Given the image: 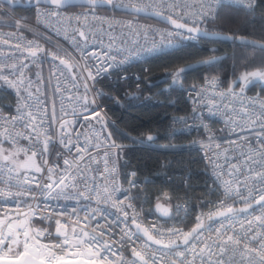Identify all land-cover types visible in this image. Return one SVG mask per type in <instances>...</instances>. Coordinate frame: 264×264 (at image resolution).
Wrapping results in <instances>:
<instances>
[{
    "label": "snow or ice",
    "instance_id": "snow-or-ice-1",
    "mask_svg": "<svg viewBox=\"0 0 264 264\" xmlns=\"http://www.w3.org/2000/svg\"><path fill=\"white\" fill-rule=\"evenodd\" d=\"M20 2L21 0H4L3 7L14 11L15 6ZM29 2L31 3V0ZM230 2L239 5L245 14H253L255 8L259 6L258 0H230ZM67 3L68 0H34L32 7L36 10L38 23L43 20L49 32L55 29L57 36L62 35L63 40L81 54L83 67L71 64V56L67 48L58 47L55 51H50L36 41L29 40L24 43L23 36L14 40L11 39V36L3 39L4 43L15 45V52L9 58L12 61L10 65H0V81L15 91L17 104L15 114L5 116L0 110V128L3 129L0 131V161H2L0 163V199L16 197L17 209L15 216L5 212L3 218H0V264H168V260H171V264H196L197 260L200 261V264H264V101L260 102V114L253 121L260 124L261 130L258 133L257 141L259 148H252L249 145L250 152L248 154H244L242 151L241 159L244 160V166L232 163L227 155L223 165L219 163V159H209V164L213 165V174L218 181H221L220 187L223 188V199L215 206L219 210L208 214L209 220L216 218L215 222L218 226L215 228L211 224L205 226L202 216H197L196 226L190 232L184 233L178 229H172L169 230L167 238L162 232L157 238L151 229L142 226L143 221L136 212L130 197H125L128 204L124 207L123 200H115L114 194L118 189L105 188L104 191L108 194L102 195L97 187L95 177L90 181L85 174L86 171H91L88 167L90 161L99 162L100 149H103L105 170H107L110 153L119 148L115 143H108L112 138L111 133L107 136L104 135L107 131L106 117L98 106L91 107L89 104L90 85L87 81H95L108 68L127 63L133 57L139 59L144 54L178 48L176 37L195 40L199 36H216V32L202 27V25L215 23L219 10L214 5H221V0H81V6L86 7L88 11L75 17L77 21L75 26L71 23L72 18H69L68 26L64 27L60 9ZM105 6L119 9L129 16L143 14L154 17L172 27L167 31H161L139 25L131 20L110 19L107 21L108 31L104 32L101 29V34L98 36L92 30L93 26H88L86 29L85 26L80 25L81 17L85 21L89 15L95 18L96 10ZM0 15L3 13L0 12ZM25 24L26 20L23 18L16 21L18 33L23 31L21 25ZM115 26L120 28L118 34ZM69 28L71 31L68 30ZM104 35H107L109 39L108 51L102 52L101 56L94 52L90 54V48L96 44L98 39L103 44ZM156 36H159V41L155 39ZM141 38L143 43H141ZM221 39L231 40L233 43L239 41L245 47H251L264 54V34L258 39L246 40L233 32ZM149 40L151 41L150 45ZM7 50L13 51L12 48ZM113 52L120 54L121 58L118 62L117 56L113 55ZM125 52L127 55L124 54ZM89 55L91 60L97 61L96 64L90 63ZM57 60H59V64L56 63ZM49 61L51 62L50 73L57 77V84L52 92L53 113L51 119L48 116L47 93L41 88L43 84L41 72L35 73V79L28 75L32 65L42 66L43 63ZM212 63L213 61L204 62L205 65ZM200 66L202 65L197 67ZM77 71H79L78 76L76 75ZM187 71L189 68H181L174 72L171 76L173 82H178ZM85 72H87L86 76ZM69 74L72 78L68 82L76 88V97L72 96L70 89L62 88L59 81V76H64L67 80ZM252 79L264 81V69L247 72L241 77L245 86ZM80 80L84 81L82 96L79 94L78 87ZM209 83L215 88L217 81L212 80ZM65 93L68 94L67 100L64 99ZM229 94L234 95L232 88H229ZM96 95L99 96L100 93ZM221 95L223 96L224 93ZM57 96L61 98L62 105L75 100L76 107L89 114L84 118L88 119L89 116L94 115L100 128L95 140L89 146H84L80 144L79 136L76 137V142L73 144L66 120L60 123L59 143L65 149V153H57V155L71 156L73 147H75L77 155L71 160L68 158L63 160L65 165L63 173L57 180H53L59 165H48L47 153L51 151L50 145L53 143L49 129L57 122L55 114ZM91 104H96L95 97ZM240 107L245 112L247 111L246 106L241 105ZM245 118L252 120L251 117H241V119ZM238 126L244 127L243 125ZM42 135L45 139L41 149ZM21 139L29 142L28 147L19 145ZM148 140H153V137L149 136ZM5 141L12 145L13 151L4 149ZM91 147L96 149L97 154L95 156L89 154L85 160L83 153H90ZM29 151L31 156L21 165L16 159L17 154L19 152L27 154ZM36 157L44 160L45 165H48L47 178L50 182L44 183L43 176L38 177L27 172L20 173L21 167L29 166L34 173H41L42 166L35 163ZM217 157H219V153H217ZM82 164L84 167L81 166ZM224 165L228 166L227 176L229 179L226 181L223 180ZM73 167L75 171H71ZM5 175L7 180L4 179ZM131 175L135 177L136 173L133 172ZM241 176L244 177L243 181H241ZM13 180L16 183H13ZM69 181H72L71 187L78 190L76 197L78 202L81 197L90 201L94 196L100 197L101 202L105 204L114 201L112 206L116 208L118 215L115 220L101 224L96 220L100 210L88 207L84 213L83 221L77 215L74 221L76 227L71 229V234L67 231L65 222L57 218L55 219V242H42L41 238L48 240L52 237L51 221L56 214L49 212L48 215H43L42 212L46 209L42 210L39 206L34 208L30 204L27 211L22 212L19 207L21 203L19 198L30 196L35 200L38 196L43 195L47 199L49 196L45 189L50 191L53 187L60 186L66 188L69 187ZM33 184L35 189L31 187ZM129 185L130 187L135 186V181L130 180ZM229 200L232 203H228ZM238 201H242L244 205L240 213L234 212V206ZM22 203L27 204V200H23ZM129 209H131V216ZM157 210L168 215L167 209H163L159 204ZM38 215L41 220L49 221L46 228L34 227L33 217ZM249 217L252 218L249 219ZM94 220H96L95 227L92 226ZM129 220L131 225L128 223ZM237 223H239L242 234L236 231ZM118 227L120 228L119 240L116 239L115 232ZM206 231L209 233L214 231L216 234L210 242L207 237L201 239ZM141 233L146 239L138 244L134 238H138ZM125 245L131 247L132 256L135 259H128L123 254L122 249ZM152 245L161 247L153 248ZM149 250L151 255H149ZM189 251L192 254L191 259L188 257Z\"/></svg>",
    "mask_w": 264,
    "mask_h": 264
},
{
    "label": "built area",
    "instance_id": "built-area-1",
    "mask_svg": "<svg viewBox=\"0 0 264 264\" xmlns=\"http://www.w3.org/2000/svg\"><path fill=\"white\" fill-rule=\"evenodd\" d=\"M21 4L34 3V0H21ZM237 7L240 8L239 5L232 4L230 0H221V5H214L218 10L222 7ZM24 11L15 13V11ZM87 8L82 7H74L67 9H60L61 12V20L64 27L68 26L69 18H72L71 23L73 26L76 25L77 21L75 17L81 13L87 12ZM0 12L3 15H0V65L8 64L10 65L12 61L9 59L15 52V45L12 43H4L3 39L5 37H10L11 39H16L19 36L24 37V43L29 40L38 42L41 46L45 47L50 51H55L58 47L67 48L69 50L71 56V64L74 66L83 67V59L81 58V54L78 51L72 49L66 41L63 40V36H57L55 34V29L51 32L45 27L44 21L41 20L39 23L37 22L36 10L34 7L28 9H15L7 10L4 9L3 3L0 1ZM25 19L26 24L21 25L23 28L22 32H17L16 21L20 19ZM110 19L115 20H124V21H135L139 25L147 26L149 28L159 29L161 31H167L171 29L170 27L160 24L158 22L142 19L135 16H129L125 14H117L112 8L107 9H97L96 16L93 18L92 15L88 16V19L85 21L83 17H81L79 23L82 26H85L87 29L88 26H93L92 30L99 36L101 34V29L104 32L108 31L107 21ZM116 27L117 34L120 31L119 26ZM202 27L207 28V24L202 25ZM71 31V29H68ZM63 31V29H62ZM16 35H11V34ZM155 39L159 41V36H156ZM177 43L179 44L178 48L175 49H167L163 52H156L152 54H144L139 57V59L133 57L127 63L119 64L117 67L108 68L106 72L102 73L100 76L96 78L95 81L88 80L87 83L90 85V95L88 97L89 104L91 107H99L102 114L106 117L105 124L107 126V131L104 133L107 136L110 132V129H113L119 136L125 138L126 142L115 141L113 137L108 142L109 144L115 143L119 146L118 150L114 149L109 156V163L107 165V170H105V162L103 157V149H100V157L99 162L90 161L88 163V167L91 171H86V175L88 179L91 181L93 177H95V181L97 183V187L101 191L102 195H107L108 193L104 191L105 188L111 190L112 188L118 189L115 192V200H123L124 207L127 206L128 200L125 197H130L133 206L136 209V212L139 214L140 219L143 221L142 226L149 228L152 230V233L159 237L162 232L164 236L167 238L169 235V230L178 229L181 232L187 233L192 230L196 226L197 216H202V222L205 226L213 225V228L218 226L214 220L208 219V214L210 212L218 211L219 209L215 207L218 205L219 201L223 199V188L220 187L221 181L217 180V177L213 174V165L209 164V159L217 160L219 159L220 164H224L225 156L227 155L232 163L240 164L241 167L244 166V160L241 159V153L243 151L244 154H248L250 152L249 145L252 148H259V144L257 143L260 132V124L254 123V118L260 114V102L264 101L263 97L250 94L246 92V86L242 87H234L231 82H225L220 77H206L202 81L197 82L196 84L190 87L182 88V91L189 101L188 112L183 115H173L168 120V125L166 130L160 134L165 140V142H155L157 135H146V138L149 136L153 137V141H147L146 138L144 140L138 139L131 135H128L116 127V120H113L111 117L107 115L106 109L113 108L119 113L121 110L119 107L115 105V102L102 103V98L107 96V91L100 86L101 82H105L107 85H110L111 89L115 90L118 87L124 88L123 96L136 97L137 91L140 89V77L141 71L144 63L155 56L169 53L175 51L182 47L187 43H193L195 40H185L181 37L175 38ZM143 39L141 38V43H143ZM109 43V39L107 35L103 36V44L100 43L98 39L96 44L90 48V54L92 52L96 53L98 56L102 55V52L108 51L107 45ZM149 45L151 41L149 40ZM122 46V45H121ZM12 48L13 51L9 52L7 49ZM27 54L26 52L24 53ZM113 55L117 56V62L119 61L120 54L118 52H113ZM127 55V52L124 53ZM63 55V52H61ZM106 59V57H104ZM47 59V58H45ZM89 61L92 64H96V60H91V56L89 55ZM59 64V60L56 61ZM111 63V61H109ZM63 67V66H61ZM51 62L43 63L42 66L32 65L31 71L28 73L33 79H35V73L37 71L41 72L43 78V84L41 88L44 89L47 93V104H48V116L51 119L53 113V100H52V92L55 90L57 84V77L53 76L50 73ZM76 75H79V71L76 72ZM87 75V72L84 73ZM71 74L68 75V79L66 80L64 76H59V81L61 82L62 88L70 89L72 92V96H77L76 88L73 87L71 83L68 81L71 80ZM212 80H216V87L213 88L209 83ZM79 94L82 96L84 93V81H78ZM229 88H232L234 95L229 94ZM243 88V90H241ZM132 90V92L130 91ZM100 93L99 96L96 94ZM221 93H224L222 96ZM96 99V104H91L93 98ZM44 98V97H42ZM64 99H68V94H64ZM109 99L113 100L114 96L109 95ZM254 102V103H253ZM17 104V97L15 95V91L7 85L0 81V110L3 111L5 116H9L10 114H15ZM244 105L247 108L245 112L240 106ZM62 108L64 109L62 111ZM218 109V111H217ZM55 114L57 117V122L54 123L49 129L53 137V143L50 145L51 151L47 153L48 165L58 164L59 168L56 170L57 174L53 176V180H57L59 175L63 173L65 165L63 164V160L65 158L72 159L77 155L75 147L72 149L71 156L66 154L57 155V153H65V149L59 143L60 139V123L64 120L68 122L67 129L68 133L71 134L73 144L76 142V137L79 136V142L81 145L89 146L92 141L95 140L96 135L99 132L100 125L96 123V117L94 115L89 116L88 119H85V116L89 114L84 112L81 108L76 107V101L73 100L72 103H64L61 104V98L59 96L55 99ZM241 117H251L250 119H241ZM63 118V120H61ZM238 125H243L241 128ZM0 131H3L0 128ZM67 134V133H66ZM183 139L181 142H175L176 139ZM44 136H41L40 139V147L43 148ZM10 149L13 150L12 145L8 142H4ZM28 141L21 139L19 141V145L22 147H28ZM133 148H142L146 150H154L161 153H197L201 158V162L203 165L204 172V197L199 200V208H194V203L192 198L186 197L181 198L178 194H173L170 192L162 193L160 198H173L172 203L167 204L162 203L170 209V214L167 218H160L154 212V206L157 204H153L150 206L147 203L146 197L144 196L142 189L151 181V178L148 176L139 177L137 171L132 167L131 161L127 156V151ZM118 151V157H117ZM25 154L24 152H21ZM207 153V155H206ZM217 153H219V157H217ZM91 154L95 156L97 151L94 147H91L90 153H83L84 159L87 160L88 155ZM27 158L31 156V152L29 151L27 154ZM26 158V159H27ZM26 159L20 161V164H23ZM2 163V161H0ZM35 163L39 166H42L41 173H34L32 169L27 171V173L36 175L38 177L43 176L44 183L50 182L47 178V167L45 165L44 160L39 157L35 158ZM168 161L162 159L158 165V172L161 174H165L168 168ZM84 167V165H81ZM225 172L223 175V180H228L227 176V165H224ZM99 169V171H96ZM71 171H75V168ZM219 171V169H217ZM135 172L136 175L133 177L131 173ZM21 174L26 172L20 171ZM192 177V171L187 170L185 172L173 173L170 177H166L164 181L166 183L173 184V186L177 189L183 188L186 190L189 187V181ZM4 179L7 180V176H4ZM244 177L241 176V181H243ZM134 180L135 186L129 185V181ZM215 182V183H214ZM13 183H16L13 180ZM69 187H53L52 190L45 189V192L48 194L49 198H45V196H38L35 200L32 197H22L19 198L21 203L19 205L21 211H27L28 205H32L34 208L39 206L43 211V215H48L49 212H53L56 215L51 221L52 224V237L48 240H44L41 238L42 242L51 243L55 242V230L56 224L55 219L59 218L67 225V231L71 234V229L76 227L74 223L77 215H79L80 219L83 221L84 213L88 207L98 208L100 210L99 215L96 217L101 224H107L109 221H113L117 217L116 208L113 207L114 201H109L107 204L101 202L100 197L94 196L92 200L86 201L82 197L77 201L76 197L78 194V190L71 187L72 181H69ZM33 189H35V185H31ZM82 187V186H81ZM61 189H63L61 191ZM219 189V190H216ZM23 200H27V204L22 203ZM228 203H232L231 200ZM244 207L242 201H238L234 210L242 209ZM17 209V198H2L0 199V218H3V214L5 212L10 213L11 215H16ZM240 213V211L236 212ZM129 214L131 216V209H129ZM107 217V220H105ZM71 218V219H70ZM242 218V217H241ZM252 217H249L251 219ZM96 220L92 221V226L95 227ZM34 227L36 228H46L49 224V221L41 220L38 216L33 217ZM129 225H131V221H128ZM123 227V225H121ZM134 230V229H133ZM237 232H241L242 230L239 227V223H237L236 227ZM116 239L119 240V232L120 228L115 229ZM215 232H205V235L201 237V239H205V237L209 238V242L211 239L215 238ZM137 240V243L144 242L145 239L141 236L138 238H134ZM167 242V239H165ZM150 243V242H149ZM153 248H160L155 245H152ZM183 247V245H181ZM123 254L128 259H135L132 256L131 247L125 245L122 249ZM149 255L151 252L149 250ZM188 257L191 259L192 254L191 251L188 252ZM168 264H171V260H168ZM196 264H200V261L197 260Z\"/></svg>",
    "mask_w": 264,
    "mask_h": 264
},
{
    "label": "trees",
    "instance_id": "trees-1",
    "mask_svg": "<svg viewBox=\"0 0 264 264\" xmlns=\"http://www.w3.org/2000/svg\"><path fill=\"white\" fill-rule=\"evenodd\" d=\"M258 4L253 14H245L241 8L237 7H222L219 9L215 23L207 24V28L225 35L235 32L245 39H258L264 34V0H258ZM19 12L24 11H15V13ZM205 61H213V63L205 65ZM198 65L202 66L197 67ZM143 68L145 70L141 71L140 89L136 97L127 98L123 96V87L113 90L110 85L101 82L100 86L108 94L102 98V103L115 102V105L120 108L121 113L113 108L106 109L107 115L116 120L118 130L141 140L149 134L157 135L155 142L163 143L165 140L160 134L166 130L169 118L188 112L189 101L182 88L190 87L206 77H220L225 82H231L234 87L245 86L241 82L242 75L264 69V54L259 50L236 43L197 39L175 51L148 59ZM181 68H189V71L174 83L171 76ZM246 92L264 98V84L252 80L246 86ZM109 95L114 96V99L110 100ZM110 132L115 141L126 142L125 138L119 136L113 129H110ZM181 141H183L181 138L175 140V142ZM5 146L9 148L6 144ZM127 156L139 177L151 178V181L142 189L150 206L157 202L172 203L173 198L162 199L159 196L170 192L178 194L181 198L190 196L194 208L200 207L199 200L205 195V177L199 154L161 153L133 148L127 151ZM162 159L169 163L165 174L158 172V165ZM187 170L192 171V177L186 190L183 188L176 190L173 184L164 181L174 172Z\"/></svg>",
    "mask_w": 264,
    "mask_h": 264
},
{
    "label": "water",
    "instance_id": "water-1",
    "mask_svg": "<svg viewBox=\"0 0 264 264\" xmlns=\"http://www.w3.org/2000/svg\"><path fill=\"white\" fill-rule=\"evenodd\" d=\"M2 3H4V0H0ZM32 7V4H28V3H24V4H21L19 3L18 5L15 6V9H28V8H31ZM74 7H82L81 6V0H68V3L65 4L61 9H67V8H74ZM82 8H86V7H82ZM107 8H111V7H99L98 9H107ZM115 12L117 13H120V14H124L123 12H121L119 9H114ZM135 17H138V18H142V19H148V20H152V21H155V22H158L160 24H163V25H166L168 27H172L170 24H167V23H164L163 21H158L156 18L154 17H150V16H144L143 14L140 15V16H135ZM217 33V32H216ZM223 36H229V35H225V34H222V33H217L216 36H199L197 37L198 39H203V40H208V41H219V42H224V43H233V41L231 40H225V39H221V37ZM245 39V38H244ZM246 40H249V39H246ZM236 44H239V45H242L240 44L239 41H236ZM244 46V45H243ZM147 141L148 140V137L146 138ZM153 141V140H151ZM27 160V159H26ZM24 164V163H23ZM21 164V165H23ZM31 170V167H21L19 169V171H22V172H27V171H30ZM161 205V207L163 209H167V212H168V215H164L161 211H158L157 210V205ZM241 209H237V210H234V212H238L240 211ZM154 212L155 214L160 217V218H167L170 214V209L165 206L164 204L162 203H157L155 206H154ZM134 229V228H133ZM135 230V229H134ZM141 237H143L144 239H146L143 234L141 233L140 234ZM157 247H160L159 245H155Z\"/></svg>",
    "mask_w": 264,
    "mask_h": 264
},
{
    "label": "rangeland",
    "instance_id": "rangeland-1",
    "mask_svg": "<svg viewBox=\"0 0 264 264\" xmlns=\"http://www.w3.org/2000/svg\"><path fill=\"white\" fill-rule=\"evenodd\" d=\"M252 80H256V79H252ZM252 80H251V81H252ZM257 81H259V82H261L262 84H264V81H260V80H257ZM241 82H242V84H244V81L241 80ZM249 83H250V82H249ZM249 83H247L246 86H248ZM244 85H245V84H244ZM3 147H4V149H5L6 151H13L12 149L7 148V147L5 146V144H3ZM25 157H27L26 154H23V153L19 152V153L17 154V156H16V159H17V161L20 162V160L22 161V159L25 158Z\"/></svg>",
    "mask_w": 264,
    "mask_h": 264
},
{
    "label": "bare ground",
    "instance_id": "bare-ground-1",
    "mask_svg": "<svg viewBox=\"0 0 264 264\" xmlns=\"http://www.w3.org/2000/svg\"><path fill=\"white\" fill-rule=\"evenodd\" d=\"M198 39V38H197Z\"/></svg>",
    "mask_w": 264,
    "mask_h": 264
}]
</instances>
